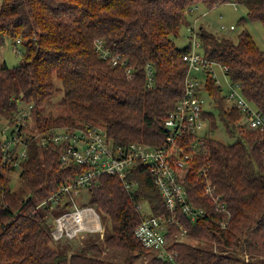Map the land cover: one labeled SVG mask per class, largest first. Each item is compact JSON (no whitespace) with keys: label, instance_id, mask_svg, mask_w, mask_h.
I'll return each mask as SVG.
<instances>
[{"label":"trees","instance_id":"1","mask_svg":"<svg viewBox=\"0 0 264 264\" xmlns=\"http://www.w3.org/2000/svg\"><path fill=\"white\" fill-rule=\"evenodd\" d=\"M229 2L246 8L239 23L259 21L264 26V0H0V33L23 45L17 65L0 64V117H12L24 100L33 104L41 128L94 121L117 143H162L164 119L185 90L189 68L183 54L191 45L178 47L175 39L189 24L191 9L201 5L211 10ZM198 35L205 56L226 66L230 79L241 84L244 96L264 114V50L252 33L243 28L234 38L201 25ZM98 38L127 60L133 76L100 57ZM148 65L154 72L152 86L147 85ZM206 89L235 140L224 143L212 137L216 121L214 113L206 111L208 153L197 165L208 164V176L231 216L222 227L219 220L225 215L205 195L204 177L188 172L184 183L189 201L205 214L195 222L181 212L179 218L193 240L209 247L176 242L170 249L182 264H264V134L239 123L240 110L226 102L212 77ZM61 91L69 112L43 113ZM135 170L152 211L167 212L147 166L140 163ZM81 171L76 165L61 166L59 151L40 147L34 139L23 162V186L13 189L0 164V264H134L136 256L153 251L135 235L142 215L135 198L120 179L108 174L89 189L88 204L109 217L110 232L103 239L99 234L86 238L82 248L71 252L52 244L53 214H31L34 199H45ZM104 245L124 250L126 257L121 262L101 257ZM148 262L174 264L159 254Z\"/></svg>","mask_w":264,"mask_h":264},{"label":"built area","instance_id":"2","mask_svg":"<svg viewBox=\"0 0 264 264\" xmlns=\"http://www.w3.org/2000/svg\"><path fill=\"white\" fill-rule=\"evenodd\" d=\"M221 27L228 28L224 24ZM234 28V24L229 26V29ZM189 30L191 48L183 54V59L189 66L185 90L164 119L167 130L165 139L160 144L143 141L117 143L103 125L94 121H85L77 126L55 125L41 128L35 121L33 104L26 101V107L18 103L12 117H3L7 124L2 132H9L0 138V164L1 172L9 179L12 175L21 177L31 139L36 140L40 147L57 149L61 166L76 165L82 169L76 176L62 182L45 199H34L35 206L31 214L43 210L53 214V242L81 238L86 233L99 234L101 238L105 236L106 229L97 209L90 204L77 203V196L84 189L97 187L103 174L116 176L128 194L135 198V207L142 214L135 227L136 237L145 247L163 255L174 264L182 263L176 259L177 252L171 251L170 247L176 242H188L192 239L183 227L179 213L185 214L192 222L205 214L204 208L189 201V192L184 183L188 172L195 171L197 175L204 177L205 195L215 203V210L225 215L219 220V224L222 227L228 225L231 213L227 202L208 176V164L197 165L199 157L208 153L207 138L210 137V132L205 112L209 110L205 107L203 96V92L207 91L208 78L212 77L222 89L226 102L240 110L239 123L245 129L264 134V114L244 96L241 84L230 79L226 66L205 56L198 30L191 27ZM95 47L100 57L109 60L113 66L124 67L126 74L133 76L127 60L108 48L103 39L98 38ZM16 50L21 52L18 47ZM216 65L229 78L228 92H224L221 82L216 78ZM153 78L154 72L148 65V86L153 85ZM140 163H144L150 171L167 212L155 214L150 203L143 197L140 182L133 176ZM176 227L179 230H174Z\"/></svg>","mask_w":264,"mask_h":264},{"label":"rangeland","instance_id":"3","mask_svg":"<svg viewBox=\"0 0 264 264\" xmlns=\"http://www.w3.org/2000/svg\"><path fill=\"white\" fill-rule=\"evenodd\" d=\"M197 7V11L192 16H188V21L191 24L183 25L181 28L180 36L175 39L176 45L178 47H183L190 43L191 40L189 27L198 30L201 25H204L206 28L210 29L213 32L230 35L234 38L237 37V34L243 28H247L252 33L259 46L264 50V26L262 25V23L259 21H247L245 23H239V19L242 16H246L247 13L246 8L244 6H239L238 4L229 2L221 4L211 10L206 9L201 5ZM222 24H224L228 28H222ZM231 24L235 25L234 29H229V26ZM17 47L21 49V52L16 50ZM200 49L201 48H199V50ZM22 52L23 45L21 43H16L7 34L0 33V64L5 62L10 67L17 65L21 60ZM214 69L217 75L216 78L221 82L224 92H228L230 88L229 78L224 74L220 66L216 65L214 66ZM57 84L61 85L60 82H57ZM203 96L205 98V107L214 113L216 121V127L212 128L211 136L224 143H232L235 140V137H232L227 132L218 110L213 105L212 97L206 90L205 92H203ZM63 97V91L57 92L56 95L52 97L51 101L43 108V113L54 115L67 114L69 112V109L67 105L63 102ZM18 103L20 106H27V103H25V101L23 100H20ZM6 124L7 121L5 120V118L0 117V138H3V135L9 132H2V129L6 127ZM209 124L210 120L208 118V126ZM10 181L11 187L13 189L24 185V181L21 177H19V175H12ZM90 197V191L88 189H84L81 195L77 196L78 205L88 204ZM97 212L100 216L102 224L105 226L106 233H109L111 229V222L109 217L99 210H97ZM55 214L57 215L58 212H55ZM96 236V234L86 233V235L81 238H75L70 241H52V244L56 247H61L62 249H67L69 252H71L74 249L79 250L80 248H82L86 242V238H93ZM188 243L209 247V245L198 242L193 239L188 240ZM156 254L157 253L155 251H150L147 254L138 255L134 258V264H149L148 261ZM101 257L121 262L126 257V252L121 249H114L108 247L107 245H104Z\"/></svg>","mask_w":264,"mask_h":264},{"label":"crops","instance_id":"4","mask_svg":"<svg viewBox=\"0 0 264 264\" xmlns=\"http://www.w3.org/2000/svg\"><path fill=\"white\" fill-rule=\"evenodd\" d=\"M198 7L196 6L193 10L190 11L188 16H192L196 11H197ZM191 24V23H189Z\"/></svg>","mask_w":264,"mask_h":264},{"label":"water","instance_id":"5","mask_svg":"<svg viewBox=\"0 0 264 264\" xmlns=\"http://www.w3.org/2000/svg\"><path fill=\"white\" fill-rule=\"evenodd\" d=\"M165 130H167V128H165ZM163 258V255H160Z\"/></svg>","mask_w":264,"mask_h":264}]
</instances>
